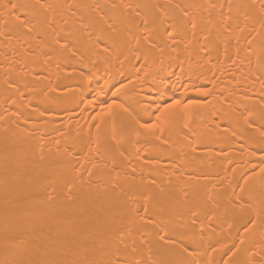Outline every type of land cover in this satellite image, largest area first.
<instances>
[{"label": "bare ground", "instance_id": "bare-ground-1", "mask_svg": "<svg viewBox=\"0 0 264 264\" xmlns=\"http://www.w3.org/2000/svg\"><path fill=\"white\" fill-rule=\"evenodd\" d=\"M262 5L0 0V264H264Z\"/></svg>", "mask_w": 264, "mask_h": 264}, {"label": "snow or ice", "instance_id": "snow-or-ice-1", "mask_svg": "<svg viewBox=\"0 0 264 264\" xmlns=\"http://www.w3.org/2000/svg\"><path fill=\"white\" fill-rule=\"evenodd\" d=\"M3 7L8 8L10 7L11 9H16L18 6L16 4H4ZM261 11L264 12V5L261 6ZM19 19V17H17ZM201 92V95L207 96L209 93L204 90H199ZM261 172H264V168L261 169ZM243 190V189H242Z\"/></svg>", "mask_w": 264, "mask_h": 264}]
</instances>
